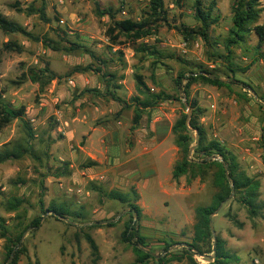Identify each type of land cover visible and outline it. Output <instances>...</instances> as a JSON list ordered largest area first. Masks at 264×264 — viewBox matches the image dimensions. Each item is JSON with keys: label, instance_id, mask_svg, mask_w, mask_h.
Masks as SVG:
<instances>
[{"label": "rangeland", "instance_id": "obj_1", "mask_svg": "<svg viewBox=\"0 0 264 264\" xmlns=\"http://www.w3.org/2000/svg\"><path fill=\"white\" fill-rule=\"evenodd\" d=\"M150 1L44 0V20L31 13L43 7L41 0H0L4 16L40 39L0 30L4 103L26 110L24 121L14 120L0 130V150L27 144L24 123L34 135L33 153L0 163V235L1 225L16 236L34 218L43 217L39 230L24 232L21 246L27 254L18 264H94L86 234L98 245L97 264H135L133 244L123 241L129 226L146 237L147 249L156 257H183L194 238L198 209L210 206L217 191L211 174L191 182L190 175L173 179L174 166L182 158L173 127L183 114L192 115L194 102L207 139L231 151L240 171L261 183V210L252 217L232 199L214 215L213 234L226 241L240 264H264V59L249 67L254 51L238 47L233 48L231 63L227 59L232 0L205 1L206 11L213 6L217 20L209 40H185L180 32L182 25L201 28L195 0H184L181 7L164 0L168 24H161L157 35L137 42L122 36V44H112L106 34L112 20L99 16L98 6L113 8L116 20L139 22ZM260 2L259 24L264 25V0ZM43 39L52 40L58 50L48 48ZM9 43L23 51H9ZM257 44L252 34L249 45ZM141 47L147 50L139 51ZM46 66L57 77L46 87L22 78L28 69ZM203 71L232 81L231 88L198 82L191 86L189 98L177 90L178 77ZM137 75L153 93L169 98L147 110L132 132ZM192 152L191 158L201 162L202 156ZM111 191L128 194L140 215L132 218L129 204L106 196ZM16 200H21L20 208L12 210ZM51 204L66 207L70 216L62 219L46 212ZM108 220L112 222L93 225ZM7 245L0 238V264L13 263ZM212 257L195 259L209 264Z\"/></svg>", "mask_w": 264, "mask_h": 264}, {"label": "trees", "instance_id": "obj_2", "mask_svg": "<svg viewBox=\"0 0 264 264\" xmlns=\"http://www.w3.org/2000/svg\"><path fill=\"white\" fill-rule=\"evenodd\" d=\"M41 1L43 2V7L41 9H36L35 7L32 8L31 13H39L42 19L47 20L44 6L45 3L44 0ZM183 1L184 0H174V3L181 7ZM205 1L206 0H195V17L201 23V28L197 31L185 25H182L180 28V32L185 40H193L197 36L202 37L204 40H209L211 27L216 24L217 20L212 17L213 6H210L208 11H206ZM260 1L261 0H232L233 24L229 36L225 40V47L228 51L227 59L230 63L233 55V48L235 47L244 48L246 53L251 50L254 51V54L250 58L251 61L249 67L264 59V51H262V48L264 47V25L259 24L262 12ZM97 13L101 17L108 16L112 20V25L108 28L106 34L114 45L122 44L120 41L122 36L127 38L130 42H137L157 35L159 28L162 26L161 24H168L164 0H151L149 10L143 13V17L139 22L131 19L116 20V14L113 8L103 10L98 6ZM0 30L6 34H23L36 41L40 40L28 33L22 26L9 20L1 12ZM252 34L258 39L256 47H251L249 45ZM43 42L48 48L58 50V47L53 45L52 40L43 39ZM6 49L18 53L23 51L22 47L16 43L6 44ZM146 50L147 49L144 47L139 49V51ZM231 66H233V64H231ZM230 70L232 73L236 72L233 68H230ZM22 78H27L31 82L39 84L41 88L46 87L52 81L57 79L56 75L48 66L43 69L30 68ZM136 81L139 96L133 98L135 112L133 126L131 128L132 132L140 126L147 110L157 107L161 102L166 101L169 98L163 93H153L147 87L142 76L137 75ZM198 82L209 84L217 88H231L232 85V81L222 79L210 72L203 71L200 73H191L189 76L183 74L178 77L176 80L177 90L183 91L186 97L189 98L191 86ZM190 108L192 109L190 119H188L187 114H183L173 127L175 144L182 155L181 160H179L174 166L173 179L178 181L181 177L190 175L191 178L189 179V182H191L197 177H206L211 174L217 191L210 206L198 209L197 223L194 226V238L192 242L187 245L185 255L181 258H177L174 253H170L165 257H156L148 251L146 237L140 233L139 229H134L129 226L123 233V241L128 244H133V249L137 257L135 264H147L151 260L158 261V264H171L174 261H180L182 259L186 260L187 264H199L195 259L196 256L210 257L212 255L213 257L209 264H240V257L226 248V241L221 237L214 236L211 227V215L214 214L223 204L232 199L238 200L240 204L246 207L252 217L262 208L258 203L261 188L260 181L250 178L240 171L237 158L231 151L227 150L219 142L209 141L207 139L206 130L198 119L200 109L197 107V103H190ZM25 111L24 107L15 110L6 106L4 103L3 92L0 90V130L10 125L14 120L24 121ZM24 124L26 125L27 144L16 145V147L12 149L7 147L3 151L0 150V163L13 159H20L25 154L33 153V149L30 145V140L34 138L33 131L28 123ZM196 134L198 136L197 138ZM192 150L193 154L202 156L201 162L191 158L190 154ZM216 157H220L222 161L214 160ZM133 194L137 197L136 192H133ZM106 196L123 204H129L133 209L132 218H134V213L140 215V208L130 202L128 194L111 191L106 194ZM16 201V203L11 205L12 210H18L20 208L21 200ZM51 211L62 219H66L70 216L68 209L64 206L51 204L46 212ZM42 221V216L34 218L32 222L25 227L22 233L16 236H12L11 231L6 229L4 225H1L3 231L0 238L6 239L8 242V245L5 248L8 257L12 256L14 259L12 264H18L21 256L27 254L26 248L21 246L24 232L28 229L39 230ZM85 237L94 256L93 262L94 264H97V261L100 259L98 245L91 235L86 234ZM30 264H32L31 261ZM36 264H40L39 261H37Z\"/></svg>", "mask_w": 264, "mask_h": 264}, {"label": "water", "instance_id": "obj_3", "mask_svg": "<svg viewBox=\"0 0 264 264\" xmlns=\"http://www.w3.org/2000/svg\"><path fill=\"white\" fill-rule=\"evenodd\" d=\"M185 105H186V108L188 109V111H189V105H188V103H185ZM190 116H191V114H190V112L188 113V119H190ZM214 160H218V161H222L221 159H218V158H214ZM228 179H229V177H228ZM234 191V190H233ZM222 209V206L214 213V214H212L211 215V227H212V229H213V224H212V219H213V217H214V215L215 214H217L220 210ZM134 215H135V213H134ZM112 221H110V220H108V221H102V222H97V223H93V225H101V224H108V223H111ZM26 234V233H25ZM25 236V235H24ZM24 238V237H23ZM215 257V256H214Z\"/></svg>", "mask_w": 264, "mask_h": 264}, {"label": "crops", "instance_id": "obj_4", "mask_svg": "<svg viewBox=\"0 0 264 264\" xmlns=\"http://www.w3.org/2000/svg\"><path fill=\"white\" fill-rule=\"evenodd\" d=\"M254 254H255V253H253L252 256H255Z\"/></svg>", "mask_w": 264, "mask_h": 264}]
</instances>
